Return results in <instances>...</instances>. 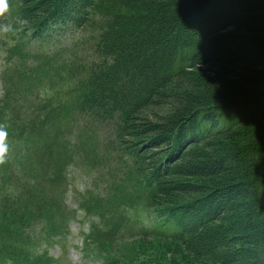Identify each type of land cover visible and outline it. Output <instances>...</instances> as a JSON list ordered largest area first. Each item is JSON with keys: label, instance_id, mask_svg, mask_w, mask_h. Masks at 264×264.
Segmentation results:
<instances>
[{"label": "trees", "instance_id": "1", "mask_svg": "<svg viewBox=\"0 0 264 264\" xmlns=\"http://www.w3.org/2000/svg\"><path fill=\"white\" fill-rule=\"evenodd\" d=\"M9 5L13 23L17 17L26 21L16 25L21 30L14 35L15 52L32 55L34 64L20 66L16 87L22 95L0 98V125L7 129L9 145L0 164V264H9L8 254L20 256L15 248L32 250L43 243L33 234L34 217L44 216L48 197L38 203L31 192L26 198V193L17 195L30 187L40 170L41 141L36 135L27 138L26 111L60 93L70 110L75 109L73 120L109 132L112 144L121 138L122 179L110 173L107 183L117 181L112 215L127 209L124 218L108 219L104 230L123 220L120 229L131 237L122 241L139 240L143 250L152 249L151 238L184 243L195 253L187 264H201L204 258L219 264H264V0H9ZM222 8L257 13L239 18L236 32L219 35L216 29L233 18ZM38 23H43L44 35L30 51L25 48L32 42L26 30L32 28L26 27ZM56 30L74 31L80 40L73 42L71 56L48 61L43 46ZM211 62L225 74L238 71L241 79L209 81L192 72ZM50 79H60L58 90L50 89ZM170 100L174 106L162 122L148 121L150 111ZM240 133L243 141L230 139ZM188 144L203 149L185 151ZM151 145L155 150L147 149ZM216 150L223 153L216 157ZM91 152L85 169L101 174L99 165L106 160L98 153L103 152L96 147ZM188 158L193 166L186 169ZM203 161L210 162L211 176L220 179L208 183L206 191L203 187L201 195L178 201L185 196L176 179L189 176L192 169L203 172ZM85 194L75 197L86 215L104 216L106 207L100 202L90 205L94 195ZM241 198L246 205L230 215L229 226L205 227L230 199ZM235 233H242L246 244L242 249L237 245L233 253L239 237ZM103 245L84 244L97 249L102 264H136L125 252L103 251Z\"/></svg>", "mask_w": 264, "mask_h": 264}, {"label": "rangeland", "instance_id": "2", "mask_svg": "<svg viewBox=\"0 0 264 264\" xmlns=\"http://www.w3.org/2000/svg\"><path fill=\"white\" fill-rule=\"evenodd\" d=\"M214 7V5H213ZM218 9V7H216ZM224 13H226V10H229L231 12L230 15H233V18L225 24L222 27H218L216 29L215 34H226L230 32H236L238 30L239 26V18L244 19L247 18V16L254 15L256 14L255 12H246V10H249L247 8L246 10H243L242 8L240 10L238 9H228V8H222ZM229 14V13H228ZM7 18V14L5 16ZM5 17H0V23L3 22ZM10 39L12 37L6 36L5 33H0V98H2L6 93H14L16 91V74L11 71L12 69H18L20 66V56L15 52L14 50V45H11L10 47V52H11V57H3L2 55V46L7 45L10 43ZM10 62V67L8 66V63ZM192 72L194 74L202 77L205 80L209 81H214V80H228V81H239L241 79L240 73L238 71L235 72H229L225 74V72L221 69L220 65L216 62H211L207 64H202V65H197L195 68L192 69ZM189 84V83H188ZM192 88H195L192 86ZM194 90V89H193ZM174 106L173 101H168V103L162 107V109H155L154 111H150L149 114H147V119L150 122L153 123H159L162 122L163 116H165V112L168 111L171 107ZM33 109H30L29 113H31ZM173 112V111H172ZM243 131H241L242 133ZM240 133V135H241ZM232 141L235 142H240L243 139V136H237V137H232L230 138ZM173 141V139L171 140ZM243 141V140H242ZM203 149L202 146L199 144H188L186 148L184 149L185 151L187 149ZM149 151L155 150L154 146H150L147 148ZM211 149H217L212 147ZM63 150L60 148L58 153L54 154L50 149H47L46 147L43 148V150L40 153V159H39V164L40 161L45 162V164L42 166L40 164L42 174L41 176L37 179L36 182L31 183V186L29 188H23L18 192L17 195L24 196L23 193L25 194V198L27 197L28 193L31 192L36 198H38V203L42 201V196H44L45 192L42 188V186H46L48 190V195L47 197L52 201L51 195L49 194V189L51 188V185L54 181V176L53 172L55 169V164H56V159L58 155L62 152ZM215 151V150H214ZM223 153L221 150H216V157L219 156V154ZM214 154V155H215ZM192 159L188 158L186 160V169H189V167L193 166L192 164ZM209 161H203L202 165H204L207 168H204L203 172L199 171H194L192 169L191 173H189V176H184L179 179H176V187L178 189L180 188L181 192L184 193L185 197H181L178 201H183L188 198L192 199V196H199L202 194L204 191L203 189L206 187L208 183H214V181H217V179H220V177H212L211 176V167H208L210 164ZM201 165V166H202ZM197 174H204L203 176H198ZM209 174V175H208ZM61 182L64 183L65 177L63 175H59ZM204 187V188H203ZM79 188H82V183L79 182ZM66 187H61L60 189H57L54 191V194L59 195L61 191H65ZM246 199L241 198V199H236L226 203V206L222 208L219 213L215 216V220L213 222H209L205 225V227H217V226H229L231 224L230 220V215L233 213H238V210L241 208L242 205H246L245 202ZM85 229L87 230V225L84 226ZM75 231L78 228H73ZM203 230V229H202ZM201 229L199 231H202ZM245 234L244 232H242ZM242 233H235L236 235H239V237L236 238L235 244L231 249V252L234 253V248L240 246L242 249L245 247L246 242H244L243 239L244 236ZM105 232H97L93 235V238L97 242H111L114 237L112 238H107L104 236ZM74 235L73 234H65L59 241L58 247L62 251L63 257L61 259V263L65 264L67 263V260H73L75 262H79L81 260V251L78 249V241L73 240ZM133 240V239H132ZM132 240H125V241H120L115 245V247L112 248L113 251L117 253H122L125 252L126 255L129 258H132L136 264H187L188 259L190 255L194 257L193 254L194 251L192 249V252L190 251V248H185L183 247L184 243H176L174 240H158L155 238L149 239V245L151 246V250H147L146 248L143 250L138 248V245L140 244L139 240L138 241H132ZM186 241H190V238H186ZM70 244L73 245V247L70 248ZM240 249V250H241ZM251 250H256L255 246L250 247ZM243 259L246 258V255L241 253L240 254ZM159 259L161 261H159ZM193 259V258H192ZM193 263V262H192ZM244 264L245 262L243 261H237L234 264ZM201 264H219L218 262L212 261L211 259L204 258L203 262Z\"/></svg>", "mask_w": 264, "mask_h": 264}, {"label": "clouds", "instance_id": "3", "mask_svg": "<svg viewBox=\"0 0 264 264\" xmlns=\"http://www.w3.org/2000/svg\"><path fill=\"white\" fill-rule=\"evenodd\" d=\"M7 13H9V0H0V17H5ZM24 23H26V21L19 17L16 18L15 23H0V33H15L18 30L16 25H22ZM7 136L8 132L6 127L0 125V164L5 162L9 151V145L6 143Z\"/></svg>", "mask_w": 264, "mask_h": 264}]
</instances>
